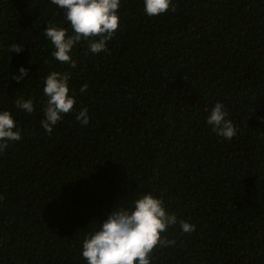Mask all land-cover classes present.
<instances>
[{
    "label": "trees",
    "instance_id": "obj_1",
    "mask_svg": "<svg viewBox=\"0 0 264 264\" xmlns=\"http://www.w3.org/2000/svg\"><path fill=\"white\" fill-rule=\"evenodd\" d=\"M172 3L148 16L144 0H121L106 51L81 42L72 68L45 36L50 22L71 32L62 10L0 0V111L22 133L0 153V264H87L85 236L147 193L196 226L169 227L175 244L157 245L151 264H264V0ZM21 66L29 77L17 82ZM53 71L70 73L76 103L48 134ZM19 97L35 111L16 108ZM217 102L231 140L207 123ZM85 108L86 126L76 119Z\"/></svg>",
    "mask_w": 264,
    "mask_h": 264
},
{
    "label": "clouds",
    "instance_id": "obj_2",
    "mask_svg": "<svg viewBox=\"0 0 264 264\" xmlns=\"http://www.w3.org/2000/svg\"><path fill=\"white\" fill-rule=\"evenodd\" d=\"M51 4L63 11L68 27L49 23L45 28V36L54 46L51 55L62 64L76 67L72 59L73 48L81 42H86L91 53L106 51L107 43L113 38L119 28V9L121 0H50ZM172 0H144V11L148 16H159L168 11L174 12ZM22 44L13 43L10 52L23 51ZM28 76V69L21 66L13 79L22 82ZM70 73L53 71L45 78L43 95L47 98L42 111L44 119L41 126L48 134L52 133L64 114L70 113L76 103L70 95ZM87 84L80 91L86 92ZM15 106L26 113L35 111L33 100L19 97ZM224 105L217 102L211 109L207 123L212 126L217 135L231 140L237 129L232 121L226 119ZM76 119L86 126L89 123L87 109H82ZM22 139V133L17 127L10 111H0V153H3L11 142ZM179 222L184 233L196 230L194 224L179 220L175 214L167 212L164 201L147 193L136 199L128 208H117V205L107 214V218L98 223L94 233L85 236L82 242V257L87 264H151L150 254L154 248L168 247L175 244L162 234L169 227Z\"/></svg>",
    "mask_w": 264,
    "mask_h": 264
}]
</instances>
